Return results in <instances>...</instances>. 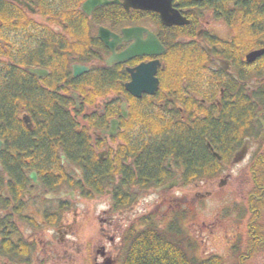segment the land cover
I'll list each match as a JSON object with an SVG mask.
<instances>
[{"label":"flooded vegetation","instance_id":"af4514ba","mask_svg":"<svg viewBox=\"0 0 264 264\" xmlns=\"http://www.w3.org/2000/svg\"><path fill=\"white\" fill-rule=\"evenodd\" d=\"M25 1L36 11L22 8L15 0H0L2 10L14 4L20 7L18 24H27V27H13L28 29L21 36L26 39L16 42L14 37L13 44L18 43L23 54L44 45L51 57L50 64H68L66 73L72 85L67 91L57 92L70 98L67 109L75 118L78 130L85 129L88 133L90 153L83 168L59 148V163L52 155L42 166L43 155L33 149L37 146L33 142L39 138H0V264H121L125 240L145 225L142 220L149 219V224L155 221L165 228L170 222V212L185 211L186 204L221 193L224 186L234 182L235 168L245 165L239 171L246 169L250 173L252 162L264 159V54L251 63L247 61L248 53L264 48V33L260 45L241 52L234 40L222 39L212 30L218 23L228 26L223 19L215 17L214 10L199 9L192 18L178 8L189 19L188 25L192 22L195 25L191 34L183 32L174 41L191 54L189 65L182 68L186 73L171 74L164 39L169 28L188 25L168 27L156 12L133 8L128 11L121 4L98 6L89 15L82 8L86 0H77L78 9L73 8L75 1L73 4L68 0ZM37 5L43 6L41 12ZM62 5L71 8H61ZM110 5L121 7L126 15L122 17L121 11L116 10L115 14L109 11L111 14L108 12L106 16L104 7ZM136 11L141 12L140 17L133 15ZM34 15L49 23L43 25ZM102 27L115 34L110 41L116 54L135 43L136 32L129 30L126 34L124 30L138 27L154 33L165 52L108 65L113 51L99 37ZM143 37L146 39L148 33L143 32ZM153 61L159 64L149 87H155V78L157 88L154 93L137 97L126 89L132 80L130 69ZM75 66H86L89 70L75 75ZM35 68L48 71L42 77L35 75L39 79L50 73L48 68ZM96 68L102 78L104 70H112L119 83L124 75L123 92L112 90L97 95L85 80L87 75L96 74ZM130 101L140 104L138 111L147 113L149 146L163 136L167 141L189 132L204 144L206 159L213 161L212 164L204 168L195 165L197 169L189 171L185 158L173 153L163 157L162 170L156 178H148L146 185L140 184L135 155L127 146L131 137L124 136V130L132 122ZM25 113L19 118L27 129L34 130L31 114ZM26 115L31 120L29 123L24 120ZM112 121L117 124L115 135L103 134V130L110 129ZM26 140L29 149L23 146ZM242 151L244 158L234 161ZM112 153L113 168L105 172L102 166ZM123 165L134 166V170L126 171ZM97 166L100 169H95ZM90 173L100 176L92 179ZM106 175L110 177L107 185ZM221 175L225 178L218 182ZM171 182L173 186L169 190H162ZM189 190L195 192L193 202L186 195ZM148 192L157 194V200L145 202V210L148 205H155V211L132 219L128 215L136 214L132 210ZM241 199L237 203H244L240 211L225 206L219 213L228 216L227 224L231 221L233 226L237 225L232 234L220 230L229 247L249 217L248 193L246 198L242 194ZM232 213L234 218L229 217ZM217 220V226L219 222L225 223L220 218Z\"/></svg>","mask_w":264,"mask_h":264},{"label":"trees","instance_id":"16d2710c","mask_svg":"<svg viewBox=\"0 0 264 264\" xmlns=\"http://www.w3.org/2000/svg\"><path fill=\"white\" fill-rule=\"evenodd\" d=\"M68 1L71 4L75 1L73 8H79L77 0ZM173 1L177 8L186 11L192 18H195L199 9L214 10L215 17L223 19L235 32L234 43L239 45L243 42L247 43L244 47L245 52L260 45V36L264 33V0ZM37 7L41 12L43 6L37 5ZM17 8L20 9L15 4L10 5V9L14 13L13 27L18 24ZM61 8L71 7L62 5ZM104 8L106 16L109 11L115 14L116 10L121 11L122 17L126 15L119 6L110 5ZM133 15L140 17L141 12L136 11ZM194 25L195 22H192L188 26L168 29L164 43L166 41L168 46L169 68L173 74L186 73L182 68L189 65L188 58L191 56L184 52L183 47L180 48L174 44V41L183 32L184 35L191 34ZM87 39L90 41V37ZM5 48L0 46V53L8 54L10 61L0 60V138H12L13 140L18 137H25L29 140L39 138L33 142L38 147L34 146L33 149L35 148L43 155L42 166L52 155H55L53 160L59 163V148H61L65 154L74 159L72 162L80 163L84 168L86 160L88 161L87 155L90 153L88 149L90 142L86 140L89 135L85 129L78 130L75 118L67 109L70 98L57 92L63 89L67 91L69 85H72V80L66 73L68 64H50V57L44 45H38L31 53L26 54H23L22 50L20 54L15 53L13 49L3 51V49L6 50ZM19 63L22 64V67L17 66ZM6 65L7 67H5ZM40 66L49 69L50 73L47 77L39 79L27 71V68ZM178 67L181 71L178 70ZM95 73L87 75L85 80L97 95L100 92L108 93L112 90L123 92V81L126 79L124 75H122V82L119 83L116 82L117 79L112 70H104L103 78L100 77L98 68ZM78 85L79 83L76 86L78 87ZM130 104L132 122L124 130V136L131 137L127 146L131 148L130 152L135 155L137 164L135 168L138 171L140 184L146 185L148 178H156V175L162 170L163 157L173 153H178L185 158L189 171L196 170L195 165L204 168L212 164L213 161L206 159L208 155L204 144L199 139L193 138L194 135L189 132L180 138H167V141L163 136L149 146L147 113L145 110L138 111L137 107L140 104L131 101ZM22 112L31 114L35 123L34 130H29L23 125L19 118ZM133 137H135V141ZM29 140L23 144L28 149ZM82 155L83 157H81ZM113 155L114 153L110 154L111 157L102 166L105 172L110 167L113 168ZM95 169L98 170L100 167L97 166ZM123 169L132 171L134 166L125 167L123 165ZM99 176L100 173L89 174V178L92 179ZM250 176L252 185L247 199L249 217L246 222V244L243 250H237L239 252L238 264H244L246 260L264 251V159H255L252 162ZM109 179L106 175L105 185L108 184ZM193 214L194 209L191 204H188L185 211L170 212V222L165 228L155 221L149 224V219L142 220L145 225L130 233L125 240L121 264H224V259L220 255H202L201 243L186 227L188 219Z\"/></svg>","mask_w":264,"mask_h":264},{"label":"rangeland","instance_id":"374dc122","mask_svg":"<svg viewBox=\"0 0 264 264\" xmlns=\"http://www.w3.org/2000/svg\"><path fill=\"white\" fill-rule=\"evenodd\" d=\"M31 18L32 15H30ZM35 20H41V23L47 24L49 22L44 21L42 17L40 16H35ZM50 21V20H48ZM35 23V22H34ZM52 23V22H50ZM54 24V22H53ZM17 25H22L27 27V24H17ZM212 30L218 34L222 39H232L234 40L235 38V32L229 28L226 24H215V26L211 27ZM25 28H20L14 30L15 34V39L16 42L26 39L25 37H22L23 34L28 31L24 30ZM261 39V37H260ZM14 41V39H13ZM237 41V40H236ZM9 42V40H8ZM11 43V42H10ZM250 44V43H248ZM239 45V44H238ZM247 45V43L239 46L240 51L242 52L244 50V47ZM20 45L13 44L8 47L9 50L13 49L15 53L20 54ZM7 49V51H8ZM18 49L19 51L15 50ZM250 49V48H248ZM252 49V48H251ZM3 56V55H2ZM0 56V58L2 57ZM6 59V58H5ZM180 67H178V70ZM181 71V69H180ZM171 73V72H170ZM180 73V72H179ZM172 74V73H171ZM245 165H242L238 169L235 168L234 173L236 175L235 180L233 183L228 185L227 187L224 186V189L221 193H218L216 195L210 196V197H205L203 200H197V203H188L191 204V206L194 209V214L188 219V222L186 223V227L190 231V233L195 237L200 243H201V251L202 255L208 256L210 254H216L222 256L224 259V264H238V254L237 250H243L244 244L246 243V222L245 224L241 225V227L238 229V237H234V244L232 247H229V242L221 233L223 230H228V234H232L233 229H236L237 225H232V222L229 221L227 224L228 216L227 215H220V212H223V208L226 206H230L233 208L232 211H240V207L244 206V203H239L237 204L241 199V195L243 194V197L249 192L251 185H252V180L250 173H247V170L244 169L243 172L239 171L242 169ZM225 178V175H221L218 177V182L222 179ZM239 184V185H238ZM218 185V184H217ZM175 195H179L176 193ZM186 195L189 198H194L195 192L192 190H189L186 192ZM107 200V199H106ZM157 200V194L151 195L149 192L145 193V195L142 197L140 204L137 205V207L132 210L135 211L136 214H131L128 216H131L132 219H134L137 216H141L144 213L147 212H152L155 211L156 207L155 205L152 206H147V209L145 210V202L151 203L153 201ZM188 200V199H186ZM190 200V199H189ZM194 199L191 201L193 202ZM242 202V201H241ZM188 204H186L185 208L188 207ZM239 205V206H238ZM100 207V206H99ZM99 207L97 209H99ZM238 208V209H237ZM166 207L161 210V212L165 211ZM229 217L234 218L235 214H230ZM218 218L222 219L225 223L219 222L218 226L216 222H218ZM236 221H233L235 223ZM242 223H244L242 221ZM226 226V227H225ZM221 230V231H220ZM245 242V243H244ZM237 248V249H236ZM241 253V252H240ZM244 264H264V251L261 253H258L254 255L252 258L246 260Z\"/></svg>","mask_w":264,"mask_h":264},{"label":"water","instance_id":"95a60500","mask_svg":"<svg viewBox=\"0 0 264 264\" xmlns=\"http://www.w3.org/2000/svg\"><path fill=\"white\" fill-rule=\"evenodd\" d=\"M18 3H22L20 0H15ZM28 9L35 12L36 10L34 7L25 2ZM109 4H121L126 10L138 9L143 11H153L160 15L161 22L168 26H183L189 24V19L184 16L181 11L174 6L173 0H86L83 3V10L87 14H91V12L98 6H105ZM136 32L135 33V43L132 44L128 49L120 54H116L113 49V44L111 43L110 39L114 38L115 34L111 32L107 28H100L99 29V37L105 42L107 46H109L113 54L107 60L108 65H112L115 62H126L129 59H132L136 56H151L156 55L159 56L165 52V48L160 43L156 35L143 27L132 28L128 30H124V33L127 34L128 31ZM143 32L148 33V37L145 39L143 37ZM264 54V48L259 50L251 51L247 54V61L253 62L258 57ZM159 61H153L150 63H143L137 66L135 69H130L132 80L126 84V89L134 94L137 97H141L142 93H154L157 88L158 80L154 78L155 87H149V81L153 80V76L156 74L157 65ZM76 74L87 72L89 67L86 66H75ZM28 71L38 77H42L48 74V71L41 68H28ZM125 109V103L123 104V110ZM126 115V112H124ZM24 120L29 123L31 120L26 115ZM117 129L116 121H112L111 127L109 130H103V134L108 135H115ZM2 141H0V148H1ZM1 150V149H0ZM245 152L242 151L238 153L236 160L239 161L244 158ZM173 186V183H169L162 187V190H169Z\"/></svg>","mask_w":264,"mask_h":264},{"label":"bare ground","instance_id":"6f19581e","mask_svg":"<svg viewBox=\"0 0 264 264\" xmlns=\"http://www.w3.org/2000/svg\"><path fill=\"white\" fill-rule=\"evenodd\" d=\"M20 1L23 2V4L19 3L22 6V8H26L27 5L25 4V2L26 3H28V2L25 0H20ZM39 3H40V1H39ZM28 4H30V3H28ZM13 14L14 13H13V11H11L10 7L5 8L4 10H2V8H0V46H2V47H7V46L9 47L11 45V43H13V39L15 37L14 29H13V22H14V15ZM8 40H9V44H8ZM8 47H7V49H8ZM7 49L6 50L3 49V51H7ZM16 50H18V49H16ZM4 54L0 53V56H2ZM16 55H18V54H16ZM8 56H9L8 54H5V56H2L0 58V60L5 61V62H9L10 58ZM21 65L22 64L19 63L17 66L20 67ZM5 67H7V65Z\"/></svg>","mask_w":264,"mask_h":264}]
</instances>
